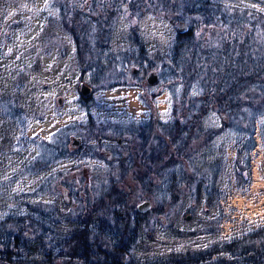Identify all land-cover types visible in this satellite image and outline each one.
Wrapping results in <instances>:
<instances>
[{
	"label": "rangeland",
	"instance_id": "374dc122",
	"mask_svg": "<svg viewBox=\"0 0 264 264\" xmlns=\"http://www.w3.org/2000/svg\"><path fill=\"white\" fill-rule=\"evenodd\" d=\"M210 1L264 13V0ZM182 6L175 0H150L139 22L122 7L102 63L95 66L93 59V67L83 66L87 70L82 71L53 0H0V218L46 204L56 206L62 219L69 217L57 231L76 232L77 222L90 209L84 190L95 188L89 197L94 202L103 185L100 170L107 167L105 160L113 162L127 145L117 139H129L134 125L172 121L174 99L185 87L175 68L181 58L176 56L178 33L191 28L196 41L205 45L213 39L217 43L216 34L221 33L185 18ZM88 10L93 19L106 9ZM150 72L158 77L154 85L145 80ZM80 82L91 87L88 98L80 95ZM190 90L189 99L200 94L196 85ZM82 99H89L84 104L91 110ZM220 117L210 111L201 128H221ZM90 119L110 125L98 141L104 147L99 154L103 160L84 156L83 145L94 144L96 137H90L99 134L88 130V139L79 134L82 125L95 128L88 124ZM253 127L252 136L225 129L203 148L206 140L198 139L169 170L135 160L118 186L128 206L136 209L148 201L151 207L135 217L140 236L125 261L171 264L177 255L220 251L242 243L264 227V115ZM117 145L119 153L114 155L110 149ZM97 217L93 214L89 219L98 225ZM30 253L33 260L42 257L37 246ZM246 260L261 261L253 253L219 252L209 262L247 264Z\"/></svg>",
	"mask_w": 264,
	"mask_h": 264
},
{
	"label": "trees",
	"instance_id": "16d2710c",
	"mask_svg": "<svg viewBox=\"0 0 264 264\" xmlns=\"http://www.w3.org/2000/svg\"><path fill=\"white\" fill-rule=\"evenodd\" d=\"M148 2L150 0H53V5L59 9L63 29L73 39L77 63L82 71L87 70L83 66L93 67L90 62L93 59L97 62L95 66L102 63V55L109 48V39L122 7L126 6L128 15L139 22L147 12ZM175 5H183L181 12L185 18L201 21L221 33L216 34L217 43L213 39L208 45L197 42L196 31L191 28L178 33L176 56L181 58L175 68L185 87L180 98L174 99L172 121L134 125L129 128V139H117L127 145L113 162L104 159L107 167L100 170L103 185L99 186L94 202H90L89 197L95 188L84 190L85 203L90 209L86 208L89 214L84 220H75L78 223L76 232L57 231L60 222L68 221L69 217L62 219L56 206L46 204H38L25 214L8 213L0 218V264H132L124 258L132 256L140 236V223L135 218L139 212L128 206L127 197L118 185L133 168L135 160L140 159V165L158 164L159 170H169L178 165L180 157H186L188 148L198 139L206 140L203 148L225 129L252 136L254 123L264 115V13L210 0H175ZM80 6L90 14L86 15ZM98 6L106 9L103 15L90 19L92 13L88 9ZM201 23L194 22L198 26ZM194 85L200 94L189 99ZM184 107L185 112L180 111ZM210 111L221 116V128H201L202 118ZM94 123L90 119L88 124L95 128L82 125L79 132L85 139H88L85 135L88 130L99 133L90 137H96L94 144L83 145L84 156L103 160L99 154L104 147L98 141L104 138L100 134H104L105 127L110 128V125ZM172 146L175 148L173 152L170 150ZM117 147H111L110 152L119 153ZM129 154L133 155V160ZM93 214L99 215L98 225L89 219ZM34 246L42 253L37 261L29 258ZM219 252H236L240 256L253 253L261 259L254 264H264V227L245 237L242 243L234 242L233 246H225L220 251L177 255L171 264H206ZM251 262L246 260L243 263Z\"/></svg>",
	"mask_w": 264,
	"mask_h": 264
},
{
	"label": "water",
	"instance_id": "95a60500",
	"mask_svg": "<svg viewBox=\"0 0 264 264\" xmlns=\"http://www.w3.org/2000/svg\"><path fill=\"white\" fill-rule=\"evenodd\" d=\"M146 82L149 84V85H154L158 82V77L156 74H154L153 72H150L147 77H146ZM92 89L90 86H88L86 83L84 82H80L79 84V93L80 95L83 97V98H88L92 93ZM73 143L74 144H77L78 141L77 140H73ZM151 203L148 201H145L139 205H136V209L139 213H145L146 211H148L151 207L150 205Z\"/></svg>",
	"mask_w": 264,
	"mask_h": 264
},
{
	"label": "flooded vegetation",
	"instance_id": "af4514ba",
	"mask_svg": "<svg viewBox=\"0 0 264 264\" xmlns=\"http://www.w3.org/2000/svg\"><path fill=\"white\" fill-rule=\"evenodd\" d=\"M81 101H82V104H83L84 106L88 107V105H87V104L85 105L84 103H89V99H82ZM87 109H88V110H91L90 107H88ZM60 155H61V154H60ZM249 264H250V263H249Z\"/></svg>",
	"mask_w": 264,
	"mask_h": 264
}]
</instances>
